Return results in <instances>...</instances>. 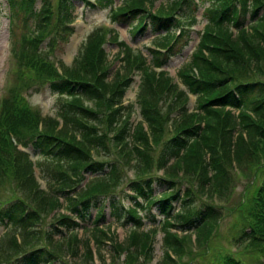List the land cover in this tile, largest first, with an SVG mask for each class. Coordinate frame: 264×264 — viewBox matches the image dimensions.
Listing matches in <instances>:
<instances>
[{
  "label": "trees",
  "instance_id": "1",
  "mask_svg": "<svg viewBox=\"0 0 264 264\" xmlns=\"http://www.w3.org/2000/svg\"><path fill=\"white\" fill-rule=\"evenodd\" d=\"M73 1L57 0L54 5L51 0H40L36 10V0H23L20 6L17 0H8L13 8L28 13L26 18L32 21H24V26L36 33L14 40L12 84L0 104V193H6L4 198L0 195V227L7 226L0 234V264H72L60 255L64 246L83 264H93L94 251L99 264H104L101 250L106 242L110 250L125 254L122 264H145L153 257V245L147 244L150 230L141 228L136 210L121 203L113 191L128 165L135 168L125 183L134 193L132 198L142 196L146 208L157 199L156 208L163 215L160 264H174L191 239L190 234L179 232L194 231L195 244L204 238L208 241L211 235L222 237L219 221L224 222L227 213L202 198L231 195V167L240 166L248 175L259 169L264 172V0H200L203 32L189 60L176 72L178 83L167 71L153 70L141 54H133L120 42L125 68L143 72L136 102L141 120L134 125L128 120L129 106L122 104L132 78L120 69L110 75L111 64L103 47L105 35L112 36L115 30L92 32L83 56L70 68L55 65L45 46L40 48L51 26H58V32L60 26L69 24ZM154 1L121 0L112 14L121 22L136 21L132 26L136 32L145 15L138 8H150ZM94 2L105 7L113 1ZM178 7L186 26L171 53L189 43L186 27L196 20L195 0H164L149 15L154 30H167L155 42L165 45L175 29L169 28L176 25L173 12ZM60 32L61 42L68 31L64 27ZM149 53L150 64L160 66L166 60L160 59L158 50L149 49ZM33 78L66 98L57 115L42 116L26 103L23 92ZM181 85L194 96L196 110L189 111L191 98ZM86 100L91 103L85 104ZM231 108L237 109V116ZM18 146L34 148L39 159L32 160ZM42 164L53 166L45 167L43 175H50L47 184L54 193L41 188L34 174V167L42 169ZM154 169L160 173H153ZM86 173L91 177L87 179ZM255 176L240 203L233 205L240 215L236 230L229 235L234 245L241 241L246 250L252 248L247 254L264 260V177ZM102 195L109 196L112 221L134 222L125 242L112 239L115 231L103 220L101 208L95 216L89 214ZM172 200L179 207L171 215ZM55 210L58 214L46 230V243L41 244L34 235L36 226ZM147 216L156 219L151 213ZM75 218L86 223L82 226ZM8 227L18 230V235L4 236ZM202 253L199 257L205 262L207 252ZM113 256L109 264H118ZM237 257L229 250L212 260L215 264H247Z\"/></svg>",
  "mask_w": 264,
  "mask_h": 264
},
{
  "label": "rangeland",
  "instance_id": "2",
  "mask_svg": "<svg viewBox=\"0 0 264 264\" xmlns=\"http://www.w3.org/2000/svg\"><path fill=\"white\" fill-rule=\"evenodd\" d=\"M54 5L56 4L57 0H51ZM159 1V0H158ZM158 1L155 3L157 6ZM7 4L5 0H0V87H3L2 89H5L6 82L4 75L7 73L6 66L8 63V57L9 53L11 52L10 45H9V39H8V18H7ZM73 20H72V34L69 37L68 40H61L60 44L54 43V45L49 47V54L57 59L58 65L59 61L63 62L65 66L71 65L73 61H77V54L79 53V49L81 46V43L85 41L86 35L97 25H107L109 24V21H111L109 15H108V8H99L97 6H91L89 3L83 0H78L73 2ZM23 15V13H22ZM198 16H201V11L198 12ZM204 21H199L198 25L192 26L191 36H190V45L186 47L180 54L172 57V59L167 63L166 68L170 71V69H177V67L183 63L184 61H187L189 59L190 52L193 49V45L195 44L197 40V33L198 29L201 28ZM22 23L18 21V34L20 35L21 31H24L22 28ZM108 26V25H107ZM129 25L122 24L120 25L118 31V41H123L126 44L130 45L135 53L141 54L143 58H146V60L150 59V55L148 53V50L154 46L153 42L155 39H152L154 35H163L165 32L162 31H151L150 27H146L141 30L139 33H133L132 30H130ZM16 28V27H15ZM14 28V29H15ZM106 38L105 46L106 50L108 52V59L110 63L112 64L110 71L111 74H113L120 66L121 61L118 59V57L115 55L120 53V45L108 43ZM112 40V39H111ZM44 45V43L42 44ZM171 72V71H170ZM139 83V77H133V81L131 83V88L127 90L125 97H124V104H127L128 101L133 102L134 99L137 97L136 95V88ZM2 84V85H1ZM26 97V103L30 107L38 108L40 110V113L42 116H53L56 114L58 106L63 102L66 98L60 97L56 95L55 93L51 92L50 89L47 87L46 84H43L39 80H36L33 78L30 85L27 88V91L25 92ZM194 97L191 96V102L189 104V111L191 110L192 105L194 104ZM91 102L86 100L85 104H90ZM195 105V104H194ZM132 111H134L135 120H138L140 118L137 108L134 105L132 107ZM41 127V125L39 126ZM43 128V127H42ZM40 129V128H39ZM26 150L30 153L31 157L33 159H36L38 157L37 151L34 150V148H26ZM39 159V158H38ZM262 162V161H261ZM45 167H48V169H51L53 166L48 164H42V169H35V175L37 176V180L40 183L41 188L47 189V179L50 175H46V178H41V174L45 172ZM135 171L134 167L127 166L125 167V170L122 172L124 179H122V182L119 184V188L124 186L126 182L129 181V179L126 181L127 177L133 176ZM153 173L159 174L160 171L154 169ZM230 177H233V191L231 192V195H224L220 197L219 195H213L211 198H202L205 202H210L214 206H221L222 208H226L225 213H227V217L225 221L222 220L219 221V224H222L220 228V232L223 234H226L228 229L233 232L236 226V222L239 218V208H235L233 205H237L240 203V196L244 194L249 187H251L253 181L252 178H256L255 175L259 174L260 178L264 177L263 170L259 169L255 175H248L247 173L244 174V171L241 169L240 166L234 165L231 167ZM252 177V178H251ZM48 192L54 193L52 190L47 189ZM5 191H2L0 193L1 198L5 197ZM198 196L205 197L203 194L198 193ZM124 200L128 202V197L125 196ZM234 209L237 210V214H234ZM60 211V210H59ZM94 211V210H93ZM57 210L53 211L52 213H49L46 217H43V224L37 226L38 233H35L34 235L39 238L41 244L46 243V230L49 231L51 229L49 223L52 222V220L57 216L58 213H56ZM62 212V211H61ZM104 212L107 214L109 213V209L107 207V203H105L104 206ZM224 213V211H223ZM68 216H71L69 212L66 213ZM107 222L110 221V219L107 217L105 219ZM150 223L153 226H156L158 224L157 220H151L148 219L145 220V223ZM223 222V223H222ZM117 228L114 229L117 232L112 235V239L120 242H125V238L127 237V228L129 225L124 226L121 225V223H117L116 225L112 224L111 228ZM217 231V230H215ZM81 232V231H79ZM191 239L187 240L184 243V254L181 255L182 258H176L174 261V264H206L207 261H209L211 264L216 263V258L220 257V255L224 251L235 252L239 255V259L243 260L247 264H262L264 263L262 259H257L252 257L251 255L247 254L252 251V248H249L246 250L245 246H242L241 241H237L234 245L233 240L230 239V235L227 238H224L223 240V234L222 237L217 238L214 235H211L210 239L207 241V238L201 239V244H195L192 238L194 237V233L190 232ZM215 234V232H213ZM56 235L55 237H57ZM161 236L162 232L161 230L157 231L155 236L153 237L154 240H149L147 244H152L154 248V252L152 253V258L148 259L145 258L143 261H147L145 264H160L162 259V245H161ZM216 239V240H215ZM207 241V243H206ZM215 241V243H213ZM224 245H220L223 244ZM218 244V245H217ZM205 246V247H204ZM205 248V250H203ZM212 251V255H209L206 257L205 262L201 260L199 257L200 254H203V251H206L207 253L209 251ZM109 251V252H108ZM61 257L64 259V261H73L72 264H83L82 261L79 260V258H74L72 254L66 250V247L64 246V251L60 252ZM102 256L106 258L105 263H112L110 259L112 258V255L114 254L115 262L118 264H122V259L125 256L122 252H114V250H110L108 246L104 245L101 250ZM195 254V255H194ZM194 255V256H193ZM211 256L214 257L215 260H210L208 258H211ZM142 258V256H140ZM139 257V261L142 259ZM72 258V260H70ZM194 258V259H193ZM137 260V261H138ZM130 262V259H129ZM100 261L96 258L93 262V264H99ZM104 263V264H105Z\"/></svg>",
  "mask_w": 264,
  "mask_h": 264
},
{
  "label": "bare ground",
  "instance_id": "3",
  "mask_svg": "<svg viewBox=\"0 0 264 264\" xmlns=\"http://www.w3.org/2000/svg\"><path fill=\"white\" fill-rule=\"evenodd\" d=\"M153 252H154V249H151V250H150V254H152Z\"/></svg>",
  "mask_w": 264,
  "mask_h": 264
}]
</instances>
